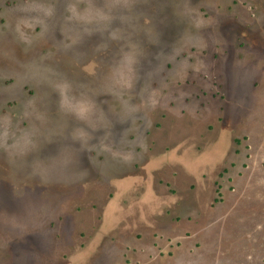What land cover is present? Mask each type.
<instances>
[{
	"label": "rangeland",
	"instance_id": "1",
	"mask_svg": "<svg viewBox=\"0 0 264 264\" xmlns=\"http://www.w3.org/2000/svg\"><path fill=\"white\" fill-rule=\"evenodd\" d=\"M0 147V264H264V0H0Z\"/></svg>",
	"mask_w": 264,
	"mask_h": 264
},
{
	"label": "crops",
	"instance_id": "2",
	"mask_svg": "<svg viewBox=\"0 0 264 264\" xmlns=\"http://www.w3.org/2000/svg\"><path fill=\"white\" fill-rule=\"evenodd\" d=\"M111 117H113V119H114V124H113V127L114 128H112V130L114 129V132H116L117 134H118V123H119V121H118V118H119V116H112L111 115ZM97 130H99V129H96L95 131H97ZM100 131H102V130H100ZM111 134H112V132H111ZM60 136V135H59ZM59 136H57L56 138H54V143L52 142V140H48V139H50V137L48 138L47 137V139L46 140H48V141H46V142H49V143H46V148H44L45 150H47V151H49V150H52V149H58V148H62V141L61 140H58L57 138L59 137ZM64 140H66V137H65V139ZM63 140V141H64ZM61 141V145L59 144V142ZM56 142V143H55ZM44 147H45V145H44ZM1 158V157H0ZM27 169V168H26ZM66 172H64V173H59V174H65ZM20 174H22L23 175V177L22 178H27V174H26V172L25 171H21L20 172ZM35 175V174H34ZM14 178L16 179L17 177H15L14 176ZM19 178H17L16 180H18ZM26 180V179H25ZM14 181V180H13ZM12 181V182H13ZM31 182V183H30ZM30 182H28V180L27 181H25L22 185H26V186H28V184L29 185H31L32 186V188H34L35 187V189H37V190H44V189H46V190H52V192L55 194V190L56 189H60V191H59V193L57 194V195H62V194H66V188H65V186L64 185H66V179L62 176V175H58V174H55V173H51V174H49V175H47V176H44V175H42L39 171H37V173H36V176L34 177V179L33 180H30ZM35 184V186H33V184ZM0 184H3L2 182H1V180H0ZM22 185H20V186H22ZM20 186H18V187H20ZM10 187H11V190H14V189H16V188H14V189H12V187H15V186H12V185H10ZM35 189H34V192H35ZM55 189V190H54ZM45 190V191H46ZM63 191V192H62ZM11 192V191H10ZM31 192H33L32 190H31ZM28 194H32V195H34V194H38V192L37 193H26V196L28 195ZM10 196L11 197H15L16 198V200H20L21 198H24V196L22 197V196H20V194H15L14 192H12L11 194H10ZM25 196V197H26ZM105 207H107V204H106V206ZM21 207H20V204H19V202L17 203V205L15 206V208H14V210L13 211H17V210H19ZM0 210H6V208H3V209H0ZM104 210H105V208H104ZM28 220H31V222H27V224H31L32 222H33V220L32 219H29L28 218ZM121 221V220H120ZM8 222H10V221H8ZM25 230V233H27V235L29 234V233H32V232H39V231H44V230H46V229H38V228H34V230H29V231H26V229H24ZM3 230H1L0 231V245H2V243H4V241H7V239H9L10 237H8V234H9V232L7 231V234H4L3 232H2ZM14 235V234H13ZM26 235V236H27ZM15 236V235H14ZM16 236H18V234H16ZM24 236V235H23ZM22 236V237H23ZM20 237V236H19ZM21 237V238H22ZM17 239V238H16ZM19 239V238H18ZM52 239H53V237H51V241H50V245L48 246V248L49 247H51L52 246ZM13 241V240H12ZM12 241H10V242H12ZM9 242V243H10ZM8 246V245H7ZM7 246H5L4 248H6ZM3 248V249H4ZM33 249H39V248H37V247H33ZM47 249V248H46ZM46 249H39V251H41V252H43L42 250H46Z\"/></svg>",
	"mask_w": 264,
	"mask_h": 264
},
{
	"label": "trees",
	"instance_id": "3",
	"mask_svg": "<svg viewBox=\"0 0 264 264\" xmlns=\"http://www.w3.org/2000/svg\"><path fill=\"white\" fill-rule=\"evenodd\" d=\"M30 93H34V91H30ZM110 144H112V143H110ZM94 145V144H93ZM93 145H92V147H91V149H92V154H94L95 152H97L95 149H94V147H93ZM112 145H115V144H112ZM111 148H113V147H116V146H110ZM0 150H3L4 151V149H3V147H0ZM103 156V155H102ZM0 227L2 228V226H1V223H0ZM29 230H34V228H32V227H30V228H28V229H26V231H29ZM19 236L20 235H18V236H14V235H12L9 239H7V241H4V243H2V245H0V249H3L5 246H7L8 244H9V242L10 241H12V240H16V238L18 239L19 238ZM39 252V253H38ZM38 252H36V259H37V262H39L40 260H41V251H39L38 250ZM63 257H64V255H63Z\"/></svg>",
	"mask_w": 264,
	"mask_h": 264
},
{
	"label": "flooded vegetation",
	"instance_id": "4",
	"mask_svg": "<svg viewBox=\"0 0 264 264\" xmlns=\"http://www.w3.org/2000/svg\"><path fill=\"white\" fill-rule=\"evenodd\" d=\"M101 223H102V220L100 221V225H101ZM120 223V222H119Z\"/></svg>",
	"mask_w": 264,
	"mask_h": 264
}]
</instances>
